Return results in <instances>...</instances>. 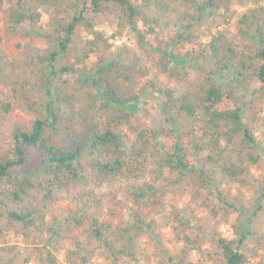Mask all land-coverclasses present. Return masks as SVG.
Listing matches in <instances>:
<instances>
[{"label":"trees","instance_id":"trees-1","mask_svg":"<svg viewBox=\"0 0 264 264\" xmlns=\"http://www.w3.org/2000/svg\"><path fill=\"white\" fill-rule=\"evenodd\" d=\"M247 1L0 0V27L18 40L8 52L0 28V237L14 231L26 241L40 239L34 257L22 261L17 245H0V264H92L85 240L105 251L110 264H149L140 240L157 227L149 212L161 182L203 199L214 219H233L229 238L182 217L177 240L183 247L166 254L170 264H194L188 260L193 252L204 255L208 238L222 264L252 263L250 209L218 187L234 183L264 200V178L252 176L253 167L264 165V148L250 126L264 107V0H251L254 7L237 17L234 7ZM46 7L55 11L47 30L37 27ZM95 15L114 18L120 31L130 28L143 54L104 55L108 39ZM218 19H237V34L220 31L199 49L180 53ZM170 27L177 31L167 40L163 31ZM79 30L93 38L79 41ZM153 70L178 85L191 72L196 78L177 93L144 84ZM13 112L31 115L30 126L13 121ZM150 168L152 179L123 202L119 222L87 210L91 188L137 182ZM65 200L78 203L72 219L80 232L66 263L57 247L66 238L48 224L51 205Z\"/></svg>","mask_w":264,"mask_h":264},{"label":"rangeland","instance_id":"rangeland-1","mask_svg":"<svg viewBox=\"0 0 264 264\" xmlns=\"http://www.w3.org/2000/svg\"><path fill=\"white\" fill-rule=\"evenodd\" d=\"M264 5V1L261 3ZM254 5L251 0H248L246 5L234 7L237 17L243 14L247 9L253 8ZM55 16V11L52 8H45L43 11V17L38 23L39 27H44L45 30L51 29L50 21ZM97 21V29L104 32L108 39L107 45L104 47V55L110 53H123L126 59H130L135 54H143L140 51L139 40L136 38L130 28H126L123 31L118 30L117 22L114 18L106 15H95ZM237 19L230 21L228 24H222L221 19L214 20L207 26L203 27L197 34L196 38L189 44H186L178 50L180 53L185 54L193 49H199L201 45L208 43L210 39L218 32L224 31L232 35L237 34ZM1 35L3 38V45L8 52L15 51V44L17 39L13 36H6L4 30V24L1 25ZM175 28L170 27L163 31V36L170 40L176 35ZM92 39L93 37L88 35L84 30H79L77 33V39L84 41L85 39ZM150 39V37H149ZM241 40V39H240ZM243 42V40H241ZM34 43L37 46L43 45L42 40H35ZM245 44V42H243ZM248 45V44H246ZM97 55L92 56L91 61H96ZM151 66L152 60L148 61ZM196 75L191 72L189 78H186L184 84L178 85L174 80L169 79L166 75L160 74L153 70L152 76L147 80H143V83L154 81L158 87H165L166 89H175L177 93L183 91L184 88L191 85ZM152 102H149V108H151ZM9 117L24 126H30L31 115L19 112H13ZM152 118L146 117V122L150 123ZM264 122V107L257 116V120H253L250 125L257 139L260 141L264 148V128L262 124ZM153 168H150L139 181L134 183H124L118 185H107L102 187H93L86 192L87 196L91 199V202L87 205V210L103 219V221L119 222L123 218V202L134 194V191L138 186L147 187L150 180L153 177ZM252 176L254 179L263 180L264 178V165L263 167H253ZM170 177V176H169ZM218 186L221 191L228 193L229 199L233 202H242L246 204V207L250 210H246L247 214L245 218H251L248 221L250 230L253 233V240L256 242L250 243L247 253L252 258L251 264H259L260 260H264V200L259 202V197L254 189L240 190L239 186L220 181ZM157 190L160 189L158 198L150 208L149 215L151 218H155L157 221V227L155 232L140 240L143 253L146 254V259L149 264H159V257L162 258L163 264H170L168 261V252L174 255L179 254L183 247V244L177 240V228L180 225V219L184 217L189 220L193 227L210 231H218L225 236L232 238V218H225L221 216L219 218H213V211L211 207H205L203 205V199H198L193 196L192 192H185L180 186H168L166 182H161L156 185ZM78 190V187H73L72 192ZM60 195H67L66 192L60 193ZM101 201V202H99ZM214 203L219 204L218 200H214ZM261 205V209L259 208ZM78 203L72 200L57 201L51 205V211L48 216V224L55 226L66 238L58 244L59 249L58 256L61 261L66 263L65 255L66 250L72 247L75 243V239L78 238L80 232L77 231L73 224L72 214L77 210ZM258 211L255 216H251L252 211ZM249 211V212H248ZM115 213L114 216H112ZM108 215L110 217H108ZM51 235H46L42 238L41 247L48 243ZM39 238L29 239L26 241L22 236L16 235L14 231H11L6 237H0V245H17L21 253L19 261L25 258H33L32 253L36 243H39ZM85 240L84 246L89 255H94L92 264H110V259L105 251L100 249H92ZM40 247V246H39ZM256 252H258L256 254ZM167 254V255H166ZM160 260V259H159ZM194 264H222L220 252L217 244L212 239L207 240L205 243L204 255H198L193 252L192 256L188 260ZM29 264H36L35 260H32Z\"/></svg>","mask_w":264,"mask_h":264}]
</instances>
